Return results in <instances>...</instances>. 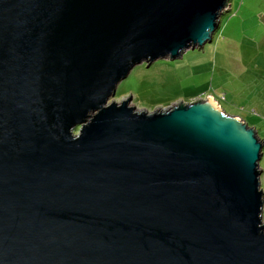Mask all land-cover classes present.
<instances>
[{"label":"water","instance_id":"1","mask_svg":"<svg viewBox=\"0 0 264 264\" xmlns=\"http://www.w3.org/2000/svg\"><path fill=\"white\" fill-rule=\"evenodd\" d=\"M231 0H0V264H264V142L214 101H112L213 39Z\"/></svg>","mask_w":264,"mask_h":264},{"label":"rangeland","instance_id":"2","mask_svg":"<svg viewBox=\"0 0 264 264\" xmlns=\"http://www.w3.org/2000/svg\"><path fill=\"white\" fill-rule=\"evenodd\" d=\"M130 97L148 112L213 99L264 141V0H231L211 41L177 59L136 65L109 103ZM260 165L264 190V148Z\"/></svg>","mask_w":264,"mask_h":264},{"label":"bare ground","instance_id":"3","mask_svg":"<svg viewBox=\"0 0 264 264\" xmlns=\"http://www.w3.org/2000/svg\"><path fill=\"white\" fill-rule=\"evenodd\" d=\"M210 101H211V102H214V100H213V99H210ZM214 103H215V102H214Z\"/></svg>","mask_w":264,"mask_h":264},{"label":"trees","instance_id":"4","mask_svg":"<svg viewBox=\"0 0 264 264\" xmlns=\"http://www.w3.org/2000/svg\"><path fill=\"white\" fill-rule=\"evenodd\" d=\"M256 129V128H255ZM260 137V136H259ZM262 140V139H261ZM263 141V140H262ZM264 142V141H263Z\"/></svg>","mask_w":264,"mask_h":264}]
</instances>
